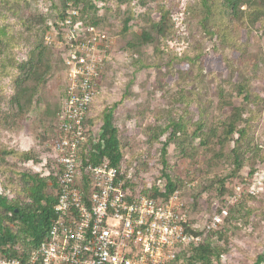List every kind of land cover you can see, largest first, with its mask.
<instances>
[{
    "label": "rangeland",
    "instance_id": "rangeland-1",
    "mask_svg": "<svg viewBox=\"0 0 264 264\" xmlns=\"http://www.w3.org/2000/svg\"><path fill=\"white\" fill-rule=\"evenodd\" d=\"M221 1L209 34L201 25V0H0V27L21 35L0 55V146L31 152L40 162L12 156L0 161V193L17 198L22 172L45 175L53 156L69 87L64 35L56 24L69 2L80 10L81 22L92 24L103 58L90 111L93 131L111 110L130 187L151 195L164 190L169 176L204 242L221 250V264H264V189L255 198L244 191L238 204L229 205L223 224L207 229L250 171L264 170V0H244L238 20L224 14ZM163 16L161 35L152 24ZM219 27L226 31L215 35ZM10 58L32 63L21 87ZM239 105L246 108L243 126L254 151L236 174L234 143L224 139V128L230 108ZM178 122L186 124L187 134L169 144L164 168L161 150L169 125ZM200 122L205 128L195 137Z\"/></svg>",
    "mask_w": 264,
    "mask_h": 264
},
{
    "label": "built area",
    "instance_id": "built-area-1",
    "mask_svg": "<svg viewBox=\"0 0 264 264\" xmlns=\"http://www.w3.org/2000/svg\"><path fill=\"white\" fill-rule=\"evenodd\" d=\"M64 35L65 68L69 87L52 144V160L59 170L56 218L47 239L32 251L27 262L0 258V264H170L180 251L197 247L203 230L188 226L185 203L175 192L167 200L132 193L129 176L117 168L97 165L80 174L78 152L86 141L85 119L97 94L103 61L93 38L94 28L80 20V10L69 5L56 24ZM91 180V182H90ZM234 189L208 231L218 229L229 215V205L264 189V170L249 175ZM245 188V190H244Z\"/></svg>",
    "mask_w": 264,
    "mask_h": 264
},
{
    "label": "trees",
    "instance_id": "trees-1",
    "mask_svg": "<svg viewBox=\"0 0 264 264\" xmlns=\"http://www.w3.org/2000/svg\"><path fill=\"white\" fill-rule=\"evenodd\" d=\"M217 3V0H201L204 16L201 25L204 31L209 34L212 32L210 29L211 27L209 26V21L215 16V11L218 7ZM243 4L244 0H222L219 2V6L223 9L224 14L234 20L239 19V13ZM69 5H73L77 8L75 4L67 2V4H65L66 10ZM259 9L260 8L254 9L256 11L255 13L258 14ZM64 17L65 11L62 13L58 21L62 20ZM249 17V19L254 17L253 12ZM166 19V16H163L159 22H154L152 24V30L164 35V25ZM83 23L88 27H93L88 21ZM214 29L215 30H213V32L215 35H220L219 32L222 33L223 31H226L225 28L221 27ZM20 36L21 35L18 33L14 34L9 32L7 26H1L0 55H2L6 50L5 47L7 45H9L12 49L19 41L18 38ZM9 61V67L19 73L16 86L21 87L30 77L32 63L27 59L18 62L17 60L10 58ZM240 89H242V95H244L243 101H248V94L242 87ZM220 93L223 95V92ZM96 96L91 103L84 123L86 128V141L78 152L79 163L82 168L80 170V174L83 181L88 182L89 176L85 171L86 168L89 166L106 165L122 171L121 166L124 157L121 140L119 138V130L114 125L113 112L111 110L104 112L102 116V126L99 127L96 132L93 131V128H95L93 126L94 120L90 116V111ZM230 109L231 111L227 115V123L224 128V139L226 141L228 139V141L234 143L232 158L234 173L237 174L243 169L246 164L247 157L254 151V147L251 146V142L249 140L248 126H243V116L246 113V108L239 105L232 106ZM224 111H227V108L224 109ZM186 128V124L182 122L172 123L169 125L168 132L170 134V138L168 139V142L163 145L161 150L164 168H167L165 158L167 156V148L169 144H173L175 139L185 136L187 134ZM204 128L205 125L202 122L197 123L194 136L196 137L201 134ZM235 135L238 137L234 138ZM8 156L15 157L18 161L23 163H40L35 157H33L31 152L17 153L13 150H6L4 147L1 148L0 146V161L5 162L6 157ZM45 170L47 171L45 175L22 172L20 175L22 186L17 198L9 200L0 193V258H16L22 260L23 262H27L32 251L47 239L49 230L56 218L54 208L57 203L59 170L58 168L56 169L52 159L48 162ZM255 171V169L251 170L249 176L252 177ZM166 179L167 183L164 190L160 192L154 189L153 194L151 195L150 192L147 191H143V193H136L134 192L133 187H130V189L133 195L140 194L141 196L153 200H167L172 194L178 191L176 190V182H174L169 176H166ZM179 196L185 203L189 216V206L180 194ZM257 196L246 195L247 198H255ZM222 208L217 214H220ZM191 225L194 224L191 223L189 216L188 226ZM189 229L191 233L201 236V243L197 247L182 249L176 260L170 264H221V259L223 257L221 250L204 242V232L192 230L191 227ZM22 246L27 249V253L24 252L21 254L18 252L19 247Z\"/></svg>",
    "mask_w": 264,
    "mask_h": 264
}]
</instances>
